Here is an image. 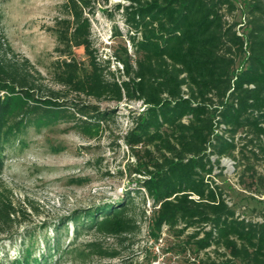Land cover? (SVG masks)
<instances>
[{
    "label": "trees",
    "instance_id": "trees-1",
    "mask_svg": "<svg viewBox=\"0 0 264 264\" xmlns=\"http://www.w3.org/2000/svg\"><path fill=\"white\" fill-rule=\"evenodd\" d=\"M242 1H119L115 7L130 29L131 50L124 45L114 52L120 67L113 70L92 38L90 16L101 10L100 0H64L49 28L57 53L49 73L59 89L48 87L29 59L0 53V176L7 144L30 125L66 122L93 139L115 119L120 103L139 100L145 107L131 115L123 136L139 162L137 186L69 217L75 239L85 229L121 242L136 235V195L145 192L142 202L152 201L155 236L168 230L184 252L195 254L194 264H264V217L238 214L214 180L220 157L264 162V0ZM241 11L243 22L237 21ZM78 48L85 59L77 57ZM24 217V209L0 198V236ZM54 227L56 237L43 259L33 243L6 264H49L67 230ZM86 248L75 246L70 253L82 260L121 254L102 241Z\"/></svg>",
    "mask_w": 264,
    "mask_h": 264
},
{
    "label": "rangeland",
    "instance_id": "rangeland-1",
    "mask_svg": "<svg viewBox=\"0 0 264 264\" xmlns=\"http://www.w3.org/2000/svg\"><path fill=\"white\" fill-rule=\"evenodd\" d=\"M63 1L0 0V53L13 59H29L45 76V84L54 89L60 86L49 73L57 57L56 38L49 28L54 25ZM119 1L103 4L100 0L101 10L90 16L94 47L100 58L111 59L113 70L120 67L114 52L121 53L124 45L131 50L130 29L122 10L115 7ZM238 1L243 4L242 0ZM237 21H244L242 11ZM75 52L78 58L85 59L83 48ZM100 105L113 107L114 103ZM144 107L139 100L120 103L115 119L104 125L93 139L60 122L53 126L30 125L18 139L7 144L0 198L9 199L24 209L25 217L8 234L0 236V264L12 261L33 243L36 256L43 259L48 242L56 237L54 224L58 223L67 230L62 232V250L52 253L49 264H194L195 254L191 250L184 252L178 246L179 239L168 230L163 229L160 236H155L151 229L152 201L146 197V203L142 202L145 192L136 195L140 221L136 235L127 236L130 238L121 242L117 237L85 229L79 238L74 237L75 223L69 217L78 211L114 202L137 186L136 178L140 176L134 169L139 162L123 136L132 125L131 115ZM228 159L220 161L214 180L238 214L263 218L264 182L259 177H264V162L254 157L240 161ZM248 167L254 169L248 170ZM93 241H102L119 249L121 254L115 258L95 255L82 260L70 253L75 246L87 249L86 245Z\"/></svg>",
    "mask_w": 264,
    "mask_h": 264
},
{
    "label": "built area",
    "instance_id": "built-area-1",
    "mask_svg": "<svg viewBox=\"0 0 264 264\" xmlns=\"http://www.w3.org/2000/svg\"><path fill=\"white\" fill-rule=\"evenodd\" d=\"M243 18H244V16H243ZM244 20H245V19H244ZM215 158H217V157H215V156L212 157L213 161H215ZM228 158H229L228 156H223V157H220L219 160H220V161H221V160H229Z\"/></svg>",
    "mask_w": 264,
    "mask_h": 264
}]
</instances>
